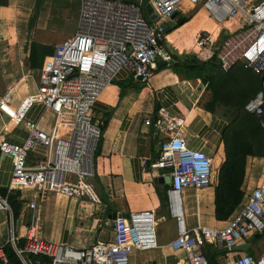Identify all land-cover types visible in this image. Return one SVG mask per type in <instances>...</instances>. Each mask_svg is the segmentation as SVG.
Listing matches in <instances>:
<instances>
[{"label":"built area","instance_id":"2783aa9c","mask_svg":"<svg viewBox=\"0 0 264 264\" xmlns=\"http://www.w3.org/2000/svg\"><path fill=\"white\" fill-rule=\"evenodd\" d=\"M79 2L75 34L55 46L52 57L39 71L35 94L22 104L25 108L41 104L55 116L54 126L45 132L26 121L27 138L21 145L0 142V153L13 160L8 194L27 189L37 194L56 193L78 202L94 200L91 180L101 137V127L93 121L94 105L120 71L146 83L152 78L157 62L173 61L169 52L171 43L160 25L174 15L176 19H185L201 10L215 25V34L201 31L195 37L192 50L200 59L214 58L223 70L240 64L245 70L264 76V0ZM183 3L188 7L184 8ZM147 5L151 6L153 18L146 14ZM223 33L226 36L220 39ZM244 109L257 118L264 131V90L250 99ZM65 117L71 120L69 132L59 137L60 121ZM144 125L166 138L151 168L170 180L167 211L175 221L176 237L170 244L173 252L184 253L188 264H208L203 244L233 252L242 240L264 234V178L244 197L241 208L222 228L188 229L182 193L214 185L213 158L186 145L182 123L172 118L164 107L154 118L147 117ZM37 147L46 149L47 157L34 166L28 165L27 157ZM146 166L143 162V172ZM28 206L34 209L35 202ZM0 211L10 213L6 198L0 197ZM156 224L152 211L131 213L127 217L117 215L112 220L111 241L73 248L36 239L33 222L22 246H18V238L13 235L5 245L21 264H28L29 257L37 262L47 258L48 264H129L132 252L158 249ZM0 262L8 264L2 248ZM229 264H264V254L259 258L240 255Z\"/></svg>","mask_w":264,"mask_h":264},{"label":"crops","instance_id":"0c3cea01","mask_svg":"<svg viewBox=\"0 0 264 264\" xmlns=\"http://www.w3.org/2000/svg\"><path fill=\"white\" fill-rule=\"evenodd\" d=\"M36 1L0 0V142L21 145L27 138L26 121L35 123L45 132H50L55 124L53 113L41 104H33L27 108L22 106L27 97L35 94L39 71L52 57L55 46L61 42L49 44L41 40L42 33L37 34L35 31L36 22L39 19L36 15L39 11L44 13L46 25L51 20L55 22L57 20L58 25L61 26L67 24L69 18L77 25L80 5L74 13V9L69 12V0L67 3L59 1L57 4L53 0H45L47 4L37 13ZM201 12L203 11H198L199 14ZM191 18L186 24L168 34L170 49L182 62L186 60L182 57L187 54L183 55L175 45V37L181 30L197 24L196 17L193 15ZM201 31L195 34L194 40ZM31 44L47 49H45L46 57L41 62V67L35 70L29 67L28 61ZM13 47L25 52L24 62L27 65L11 64L9 50ZM164 65L172 66L169 63ZM164 65L154 69L152 78L157 75L155 71ZM158 78L153 88L143 89L131 86L133 90L123 93L121 92L123 83L141 82L132 74L120 71L100 94L94 105L93 121L101 128L103 127V132L97 144L98 151L96 150L94 155L93 179L97 182L98 191L96 190V193L93 191V201L78 202L64 199L56 193L37 194L27 189L8 194L13 160L0 153V197L6 198L10 208V213L0 211V248L3 249L6 259L4 250L7 247L10 248L5 245L9 236L18 238L17 244L19 247L22 246L33 222L36 227V239L82 248L111 241L114 213L127 217L131 213L152 211L159 224V234H156L159 247L154 250L158 251L156 255L159 261L143 258L144 253L138 252L132 255L129 263L188 264L184 253L173 252L170 248L171 242L176 237V228L175 221L167 211L168 185L154 183V179L163 177L161 172L151 168L166 138L146 127L144 121L147 117L154 118L161 107L166 108L172 118L182 123V136L190 149L204 151L208 145H211L209 149L210 152L214 150L212 158L216 167L218 164L220 167L223 162L220 135L227 123L207 113L203 106L198 105L200 98L198 93L201 92L200 81H188L183 73L172 71H164ZM30 84L32 87L29 86ZM4 97H8V100L5 101ZM70 123L69 117L60 121L59 137H65L68 134ZM200 141H202L201 145ZM216 152L220 154V157L216 156ZM47 154L46 149L37 147L28 155V165L34 166L44 161ZM260 160L263 159L249 157L246 160L242 185L245 198L263 181L264 166L259 165ZM143 162L147 165L144 172ZM219 167L215 168V180L212 187L199 191L188 189L182 193L189 203L186 223L190 230L199 227L219 229L225 225V222H218L214 218V188ZM32 201L35 202L34 209L28 206ZM13 206L17 207L16 215ZM249 239L250 237L242 240L233 252L218 251L208 244H203L202 251L207 256L208 264L209 260L211 264H229L240 255L259 258L264 254V245H262L263 250L259 251L260 244L256 248L252 244L256 238ZM240 249L246 252H241ZM251 250L252 253H249ZM32 259L35 258L29 257L26 262L32 264ZM35 263L40 264V261L37 262L35 259Z\"/></svg>","mask_w":264,"mask_h":264},{"label":"trees","instance_id":"16d2710c","mask_svg":"<svg viewBox=\"0 0 264 264\" xmlns=\"http://www.w3.org/2000/svg\"><path fill=\"white\" fill-rule=\"evenodd\" d=\"M39 1H36V6ZM189 20L184 19V24ZM45 49L40 45L31 44L28 60L31 69L41 67V62L46 57L47 49ZM169 52L172 53L170 48ZM182 58L186 60L182 62L173 54V66L179 67L181 71L179 73H183L188 81H200L204 90L209 93V99L203 105V109L227 122L220 135L223 162L218 169L214 188V218L218 222H226L244 200L242 185L247 158L264 159V131L257 118L244 109L250 99L264 90V76L245 70L240 64L229 70H223L212 59L198 61L195 56L190 55ZM13 208L16 215L17 207L13 206ZM4 251L9 264H20L10 248L7 247ZM205 257L207 258L206 255ZM31 263L36 264L35 259H32ZM48 263L47 258H40V264ZM209 264H211L210 260Z\"/></svg>","mask_w":264,"mask_h":264},{"label":"rangeland","instance_id":"374dc122","mask_svg":"<svg viewBox=\"0 0 264 264\" xmlns=\"http://www.w3.org/2000/svg\"><path fill=\"white\" fill-rule=\"evenodd\" d=\"M53 1L57 4L59 1H61V3H67L68 0H53ZM69 3H70L69 4V7H70L69 8V12H71L72 9H74V13H75V10L78 9L79 5H80L79 0H69ZM46 4L47 3L45 2V0H40L38 5L36 6L37 13L41 9V7L42 8L45 7ZM40 12L41 11H39V14L36 15V16L39 17V19L36 22L37 26L35 28V31L37 32V34H39V32L42 33L43 37L41 38V40H44L45 42H47L49 44H54L56 42L63 41L67 37L72 36L74 34V32L76 31L75 30V28H76L75 24L76 23L73 20H71L70 18L67 21V24H63L61 26L58 25L57 20H56V22H55V20H51L46 25V23H45L46 22L45 21V14L44 13H40ZM195 13H196V15H195ZM193 15L196 17L197 24L194 25V26L190 25V26H188V28H185L184 30H181V32L176 35V37H175L176 41L174 43L179 48V50L182 51L183 55L187 54V55H190V56H193V57L195 56V58L198 61H203L192 50L193 49V44H194V36H195V34L197 32H199L201 30L215 33L216 28L213 25V23L207 18L206 14L204 12H201L199 14L198 11H194V12H192V13H190L188 15V16H190L188 19H190L191 16H193ZM225 36H226V33H223L220 36V39H222ZM36 39L38 41V37ZM9 56H10L12 65L13 64H17V63L18 64H23V65H27L24 62L25 61L24 59L26 57V54H25L24 51H22V50L18 51L16 48L13 47V49L9 50ZM204 69H205V67H204ZM164 71H172L174 73L181 72L179 67H175L173 65L172 66L164 65V67H162L159 70L155 71V73L157 72L156 73L157 75H155L153 78H151L146 84L145 83L144 84L133 83L132 81L127 82V83H123L122 84V88H121V92H123V93L127 92L128 93L129 91L133 90L131 88V86H133V88H143V89L144 88H153L154 85L158 82V79H159L158 77L160 75H162V73H164ZM29 86L32 87L31 84ZM199 90L201 92L198 93V95L200 97L198 105L202 107L207 102V100L209 99V93L204 90V86L201 83H200V89ZM219 112H221V111L219 110ZM216 117L218 118V116H216ZM201 144H202V141H200V145ZM209 148H211V145H208V147L205 148L203 152H205L207 155L212 157L213 153H214V150L212 152H210ZM216 156L220 157V154L216 152ZM259 165H262V167H263L264 166V161L260 160V164ZM214 167L218 168L219 164L217 165V167H216V164H214ZM214 180H215V178H214ZM91 183L93 185V191L96 193L98 191L97 190V182L93 179V180H91ZM182 201H183V208H184L185 215H187V210L189 209V203L185 200V195L184 194H182ZM158 226H159V224L157 223L156 224V229H157L156 230V234H159L158 233L159 232ZM252 244H253L254 248H256L260 244L259 251H262L263 250L262 245H264V234L261 235V236H258L253 241ZM157 252H155L154 250L153 251H145V252H143L144 253L143 254L144 255L143 258H146V259L148 258V260L159 261V257L156 255ZM134 253H138V252H132L129 262H131L132 255ZM140 253H142V252H140ZM249 253H252V250L249 251Z\"/></svg>","mask_w":264,"mask_h":264},{"label":"water","instance_id":"95a60500","mask_svg":"<svg viewBox=\"0 0 264 264\" xmlns=\"http://www.w3.org/2000/svg\"><path fill=\"white\" fill-rule=\"evenodd\" d=\"M146 14L149 15V16H151V18H153L152 9H151V6L150 5H147L146 6ZM182 25H184V19H182V18L176 19V15H174L169 21H167L166 23H162L160 25V27L162 28L163 34L164 35H168L172 31H174L175 29H177L178 27H180ZM214 60L215 59L212 58V61H214ZM172 64H173V61H171L169 63V65H172ZM162 65H164V64L157 62L156 63V66H155V69H158ZM137 80H140V78L137 77ZM157 182L160 183V184L169 185L170 180H169V177L168 176H165L163 178L154 179V183H157ZM116 216L117 215L114 213L112 215V219L114 220ZM257 237H258V235H254V236L250 237L249 240H253L254 238H257ZM239 251L246 252V250H244V249H240Z\"/></svg>","mask_w":264,"mask_h":264},{"label":"bare ground","instance_id":"6f19581e","mask_svg":"<svg viewBox=\"0 0 264 264\" xmlns=\"http://www.w3.org/2000/svg\"><path fill=\"white\" fill-rule=\"evenodd\" d=\"M182 6H183L184 8H186V7H188V4H187V3H183Z\"/></svg>","mask_w":264,"mask_h":264}]
</instances>
